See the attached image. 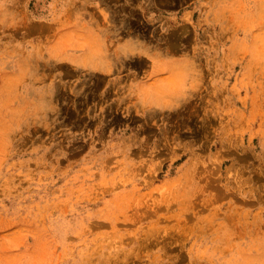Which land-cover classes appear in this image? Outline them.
<instances>
[{"label": "rangeland", "instance_id": "374dc122", "mask_svg": "<svg viewBox=\"0 0 264 264\" xmlns=\"http://www.w3.org/2000/svg\"><path fill=\"white\" fill-rule=\"evenodd\" d=\"M0 264H264V0H0Z\"/></svg>", "mask_w": 264, "mask_h": 264}]
</instances>
